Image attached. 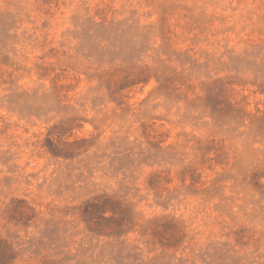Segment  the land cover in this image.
<instances>
[{"label":"rangeland","instance_id":"obj_1","mask_svg":"<svg viewBox=\"0 0 264 264\" xmlns=\"http://www.w3.org/2000/svg\"><path fill=\"white\" fill-rule=\"evenodd\" d=\"M0 264H264V0H0Z\"/></svg>","mask_w":264,"mask_h":264}]
</instances>
